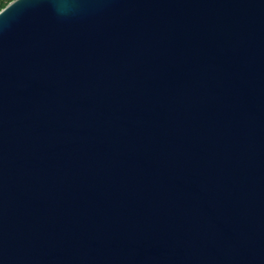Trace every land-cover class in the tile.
<instances>
[{"label": "water", "instance_id": "95a60500", "mask_svg": "<svg viewBox=\"0 0 264 264\" xmlns=\"http://www.w3.org/2000/svg\"><path fill=\"white\" fill-rule=\"evenodd\" d=\"M0 264H264V0L0 12Z\"/></svg>", "mask_w": 264, "mask_h": 264}, {"label": "snow or ice", "instance_id": "6c2138e0", "mask_svg": "<svg viewBox=\"0 0 264 264\" xmlns=\"http://www.w3.org/2000/svg\"><path fill=\"white\" fill-rule=\"evenodd\" d=\"M4 0L0 2V5H3ZM16 4V0H13V4L7 6L6 8H0V12H2V15L5 14L10 8H12Z\"/></svg>", "mask_w": 264, "mask_h": 264}, {"label": "trees", "instance_id": "16d2710c", "mask_svg": "<svg viewBox=\"0 0 264 264\" xmlns=\"http://www.w3.org/2000/svg\"><path fill=\"white\" fill-rule=\"evenodd\" d=\"M10 1L12 0H4L3 5H0V8H3L4 6H6ZM0 2H2V0H0Z\"/></svg>", "mask_w": 264, "mask_h": 264}, {"label": "clouds", "instance_id": "9594fccd", "mask_svg": "<svg viewBox=\"0 0 264 264\" xmlns=\"http://www.w3.org/2000/svg\"><path fill=\"white\" fill-rule=\"evenodd\" d=\"M54 7H55V10L57 12H60L63 6L62 5H55Z\"/></svg>", "mask_w": 264, "mask_h": 264}]
</instances>
